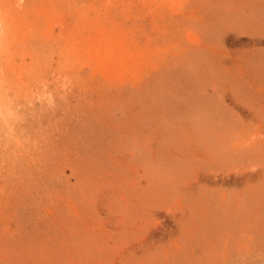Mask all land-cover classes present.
Returning <instances> with one entry per match:
<instances>
[{
	"label": "rangeland",
	"instance_id": "rangeland-1",
	"mask_svg": "<svg viewBox=\"0 0 264 264\" xmlns=\"http://www.w3.org/2000/svg\"><path fill=\"white\" fill-rule=\"evenodd\" d=\"M0 264H264V0H0Z\"/></svg>",
	"mask_w": 264,
	"mask_h": 264
}]
</instances>
